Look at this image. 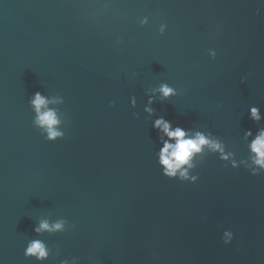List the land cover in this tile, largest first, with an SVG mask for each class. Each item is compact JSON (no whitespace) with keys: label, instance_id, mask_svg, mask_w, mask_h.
Here are the masks:
<instances>
[{"label":"water","instance_id":"water-1","mask_svg":"<svg viewBox=\"0 0 264 264\" xmlns=\"http://www.w3.org/2000/svg\"><path fill=\"white\" fill-rule=\"evenodd\" d=\"M160 117L227 160L205 148L188 180L165 178ZM261 130L264 0H0V264H264ZM33 240L46 260L25 258Z\"/></svg>","mask_w":264,"mask_h":264},{"label":"clouds","instance_id":"clouds-1","mask_svg":"<svg viewBox=\"0 0 264 264\" xmlns=\"http://www.w3.org/2000/svg\"><path fill=\"white\" fill-rule=\"evenodd\" d=\"M147 21H145L146 23ZM160 96L163 100H168L174 96L175 90L167 84H162L159 88ZM49 101L41 95L40 92H35L31 100V105L36 113L34 125L42 130V134L46 133L45 139L48 141H55L61 138L63 133L57 130L59 120L56 113L47 108ZM149 105L153 103L151 99L148 101ZM134 105V100H133ZM146 111L152 113V109L148 108ZM250 119L254 122H259L261 119L259 109L252 107L249 110ZM153 130L161 134V143L163 147L159 150V166L162 170V175L169 180L185 181L189 179L188 169L194 167V159L200 155L205 148L214 152H220V158L227 160V156L223 154V148L218 140H213L203 133L197 132L194 136H190L182 127L177 125L172 126L171 121L165 120L163 117L156 119L153 123ZM252 132L248 131L245 138L251 137ZM166 137V139H165ZM174 141V142H170ZM250 150L253 153V164L257 166L251 171L252 176H258L264 172V130L259 131L255 139L250 144ZM235 168V165H233ZM198 177H192L191 181L195 182ZM63 229V222H57L49 225L47 221L41 222L33 230L36 233L42 231L56 232ZM227 239H222L225 245H228L233 240V234L225 233ZM24 256L26 259L34 258L36 261H44L48 258V249L39 240L29 241L24 249ZM67 264V261L62 262Z\"/></svg>","mask_w":264,"mask_h":264}]
</instances>
